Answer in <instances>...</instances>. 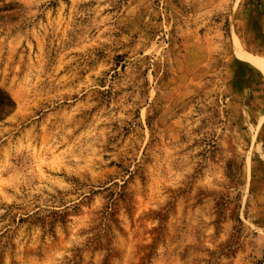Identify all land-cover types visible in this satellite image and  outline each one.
Masks as SVG:
<instances>
[{
    "label": "rangeland",
    "instance_id": "374dc122",
    "mask_svg": "<svg viewBox=\"0 0 264 264\" xmlns=\"http://www.w3.org/2000/svg\"><path fill=\"white\" fill-rule=\"evenodd\" d=\"M0 264H264V0H0Z\"/></svg>",
    "mask_w": 264,
    "mask_h": 264
},
{
    "label": "trees",
    "instance_id": "16d2710c",
    "mask_svg": "<svg viewBox=\"0 0 264 264\" xmlns=\"http://www.w3.org/2000/svg\"><path fill=\"white\" fill-rule=\"evenodd\" d=\"M15 104L9 94L0 88V121L6 118L14 109Z\"/></svg>",
    "mask_w": 264,
    "mask_h": 264
}]
</instances>
